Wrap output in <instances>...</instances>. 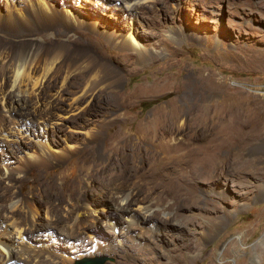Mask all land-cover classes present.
<instances>
[{
  "label": "rangeland",
  "instance_id": "374dc122",
  "mask_svg": "<svg viewBox=\"0 0 264 264\" xmlns=\"http://www.w3.org/2000/svg\"><path fill=\"white\" fill-rule=\"evenodd\" d=\"M44 1L53 20L30 14L37 0H0V28L11 25L9 9L29 15L15 22L12 36H21L10 43L30 41L40 56L81 51L107 79L85 93L84 70L74 69L64 83L62 74L47 76L34 93L22 87L0 101V113L10 108L23 125L14 139L0 136V240L11 224L22 228V236L8 234L15 263L263 264L264 0H145L133 12L114 0ZM21 28L34 32L22 36ZM128 35L144 58L125 44ZM226 94L231 109L240 102L242 119L211 126L212 105ZM217 132L229 136L225 149ZM61 151L79 155L68 162L54 155ZM41 152L52 163L29 168L27 180L3 176ZM115 153H124L116 190L73 199L64 177L89 188L84 168ZM204 155L214 161L197 171L193 161ZM118 192L129 195L132 217Z\"/></svg>",
  "mask_w": 264,
  "mask_h": 264
},
{
  "label": "bare ground",
  "instance_id": "6f19581e",
  "mask_svg": "<svg viewBox=\"0 0 264 264\" xmlns=\"http://www.w3.org/2000/svg\"><path fill=\"white\" fill-rule=\"evenodd\" d=\"M114 1H117L120 4H122V7H125L127 11L133 12L134 10L138 9L139 6H141V3H143L145 0H114ZM30 7H31L30 8V14L33 17L38 18V17H45L46 16V17H48L49 20H53L51 9H50V7L47 6V4L44 0H37L36 4H33ZM7 15H8L7 19L9 20V23L11 25L7 26V27L0 28V34L2 33V36L4 37L3 39L1 37V40H0V101H1L2 105H4L3 103L7 102L9 99L18 97L17 95L14 94V92L18 91L19 94L20 93L22 94L24 92V91H22V87L23 88L26 87L27 90L31 91V92L27 93L26 95L34 93V91H36L37 88L39 87L41 81L47 76H53L54 75V76H57V78H59L62 74L63 83H64L66 81L67 75L70 74V72L74 69H79V71H81V70L85 71V72L83 71V73H81V75H80L81 76L80 78L83 79V82H84L83 84L85 85L84 86L85 93L91 92L93 88H97L95 86H97L104 79H107L105 76L101 75V71L97 68L96 65L88 66L89 64H87L85 62V59L82 60L84 55H83V52H81V51L75 52V54L73 53L75 55L74 56L75 58L74 57L72 58L71 53L62 56L59 52H57L56 50L54 51L53 49H51L53 51H50V52L47 51L46 53H43V55L40 56L36 52L35 48L33 49V47H35L36 44H33L30 41H28L25 45H23V44L14 45V44L10 43L8 38H19L21 36V35L20 36H17V35L12 36L13 34H17V32L15 31L16 30L15 22H17L18 20H20L22 22H27L29 20V18H28L29 15L26 14V12H23L17 8L14 10L9 9ZM3 28H5V29H3ZM8 29L10 30V34L5 33V31ZM28 32L33 33L34 31L33 30L28 31L27 29H23V28L20 29V34H22V36H23V34L27 35ZM125 44L131 50H133L137 54V56H139L140 58H144L143 47L141 46L139 40H137L135 37L128 35ZM45 45H50V44H45ZM5 47H8L11 51H8V50L5 51L4 50ZM57 63H58V66L56 67ZM63 74H64V76H63ZM226 96H228V95L227 94L224 95L223 99L219 103H217V105L216 104L212 105V109L217 110V113L214 116L208 117V119L210 120L208 122L211 126L221 127V126L226 125V122L230 123L231 120L237 121V120L242 119V114H241L242 110L239 109L240 105L239 106L237 105V104H240V102H238L236 104V107H234V108L232 107L233 109H237L238 113L234 114V117L230 116V112L233 109H231V105H230L231 103H229L230 100ZM20 98H21L20 100L22 101V97H20ZM240 98H242V97H240ZM237 99L240 100L239 98H237ZM238 100H236V101H238ZM0 111H2V110L0 109ZM11 112H12V110L10 108L3 106V113H0V136L4 137V138L11 137V139H14L16 136H19L21 134L20 133L21 129H22L21 127L23 125L18 126L19 124H16V121H14V119L12 118ZM250 117H251V115H250ZM258 118H259V116H258ZM258 118H257V116H256V118H255V116H253V119H256L257 121L262 120V119H260V118L258 119ZM211 119L217 120V123H215V121H211ZM161 121H163V120H161ZM218 121L222 122V124H224V125H218V124H220V123H218ZM250 121H252V120H250ZM17 122L19 123L20 121H17ZM22 123H24V122H22ZM217 133H218V139H219L218 149H225L228 145V142H229V136H226L227 134H224V133H220V132H217ZM115 134H116V131L113 133V136ZM125 141H126V139H125ZM110 146H112V145H110ZM110 148H108V149H110ZM69 149L72 150L71 147ZM93 150H94V148H93ZM111 150H113V149H111ZM96 151H98L97 148H96ZM76 152H78V151H76ZM76 152H73V151L72 152H63V151H61L60 154H54V155L56 157H59L60 159L65 158L69 162V161H72L76 156L79 155L78 154L79 152L78 153H76ZM88 152L91 153V151H88ZM116 152H117V150H116ZM123 154L122 153H115V155L112 157H108L107 159L104 158L105 160H100V158H97V156H98L97 155L96 158H94L93 160H90L89 165L84 168L85 174L87 176V182H89V184H91V187H89V188L82 187L79 183L80 178L75 174H73L70 177L69 176L64 177L65 181L68 182L70 188L72 189V191H71L72 192L71 194H73L72 198L79 201V200L83 199L85 196H94V195L105 196V195L110 194L112 191H115L117 188V184L119 182L121 173H122V169H123V166H122V163L124 160ZM110 155L111 154H109V156ZM26 156L28 159H24V160L21 159L20 163L14 167L17 169L15 172L11 173L6 168H3V171H2L3 176L5 178L11 177L14 180H17V179L19 180V178H21L25 181L29 177L27 175V174H29V173H27L29 171V168H31L33 166H39L40 167V166L52 163L51 162L52 158L48 157V155L45 154L44 152H41L38 154L35 153L34 155H28L27 154ZM81 158H86V157L84 155V156H81ZM214 158H215L214 156L210 157V155H209V157H207L206 155L199 156V157L195 158V160L193 161L194 162L193 166H196V170L198 171L199 169L197 168V166L207 165L210 163V161H214ZM82 162H84V160ZM92 165H94V166H92ZM242 165H245V164H242ZM247 168H250V167H247ZM36 179H34L35 182L37 181ZM262 195H264V194H262ZM116 197L120 200L121 210L128 214L127 217H132L131 215H129L130 209H129L128 205H129V203H131V201L130 202L128 201L129 195L126 192H118V193H116ZM125 201L126 202L128 201V203L125 204L124 203ZM15 203L13 205H15ZM161 209H163V206ZM149 210H151L150 206L139 205L137 207V211L142 215V218L146 221L154 220V218H153L154 214L152 212L149 213ZM77 217H78V215H77ZM131 220L132 219H130V221ZM70 222H71V220H70ZM14 223H16V222H14ZM17 224H19V223H17ZM11 225H10V230H9L10 232L9 231L7 232V240L8 241L0 240V258L2 257L3 264H17V263H15V259L13 257V251H14L13 246L15 243L13 242V240L11 238H9L8 234L14 232L18 236H20L23 231H22V228L17 226L16 224H14L12 226ZM68 227L70 229V233L67 235V237L73 238L74 237L73 235L78 230V226L71 224ZM5 238H6V235H5ZM19 246H21V245H19ZM21 250H23L22 246L17 249L18 252H20ZM21 252H24V251H21ZM22 255L23 254H21V256Z\"/></svg>",
  "mask_w": 264,
  "mask_h": 264
},
{
  "label": "water",
  "instance_id": "95a60500",
  "mask_svg": "<svg viewBox=\"0 0 264 264\" xmlns=\"http://www.w3.org/2000/svg\"><path fill=\"white\" fill-rule=\"evenodd\" d=\"M78 263L79 264H88V263L100 264V263H102V260L84 258V259L78 261Z\"/></svg>",
  "mask_w": 264,
  "mask_h": 264
},
{
  "label": "trees",
  "instance_id": "16d2710c",
  "mask_svg": "<svg viewBox=\"0 0 264 264\" xmlns=\"http://www.w3.org/2000/svg\"><path fill=\"white\" fill-rule=\"evenodd\" d=\"M155 101L154 100H152V101H148L147 103H146V105H145V103H144V106L145 107H149L151 104H153Z\"/></svg>",
  "mask_w": 264,
  "mask_h": 264
}]
</instances>
